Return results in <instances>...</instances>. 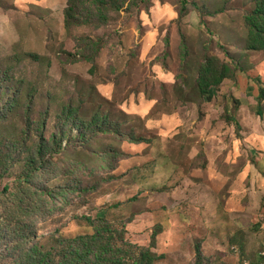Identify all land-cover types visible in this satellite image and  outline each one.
I'll return each instance as SVG.
<instances>
[{
  "label": "rangeland",
  "instance_id": "rangeland-1",
  "mask_svg": "<svg viewBox=\"0 0 264 264\" xmlns=\"http://www.w3.org/2000/svg\"><path fill=\"white\" fill-rule=\"evenodd\" d=\"M66 1L0 0V214L44 122L46 139L65 131L45 155L54 177L34 182L54 190L32 220L47 247L92 234L87 216L144 247L159 230L156 264H264V53L245 45L256 0H187L182 18V0H148L67 32ZM85 37L102 47L92 63ZM208 55L236 67L210 97L197 85ZM63 104L84 121L107 114L116 132L80 140Z\"/></svg>",
  "mask_w": 264,
  "mask_h": 264
},
{
  "label": "trees",
  "instance_id": "trees-1",
  "mask_svg": "<svg viewBox=\"0 0 264 264\" xmlns=\"http://www.w3.org/2000/svg\"><path fill=\"white\" fill-rule=\"evenodd\" d=\"M147 2L148 0H67L62 14L63 27L66 32L72 27L83 25L100 28L107 24L111 12L139 9ZM187 3V0H182L180 18L186 15ZM245 26L248 31L245 43L247 50L264 53V0H256L254 9L245 15ZM81 41L83 47L78 54L83 60L92 63L102 48L100 41L86 37ZM181 47L186 50L185 42H182ZM235 69L236 67L216 56H206L200 65L197 78L200 94L208 96L211 88H218L226 79L234 77ZM1 74H3L1 80L4 81L6 72L2 71ZM260 96L264 97V90ZM17 101H19L17 97L11 99L6 106L10 108L18 106ZM78 109L72 104H63L59 119L63 125H72L80 140L85 138L86 131H92L94 135L116 132L115 125L110 122L107 114L97 112L89 121H84L79 117ZM43 128L44 122L39 123L37 127L39 140L34 146L29 147L30 154L20 183L14 192L9 193L10 204L4 207L3 213L0 214V264H156L157 261L164 259V255L152 251L156 244L154 238L159 230L153 233L152 246H139L126 238L127 230L124 226L116 227L103 218L94 221L90 217H85L89 226L93 228L92 234L71 238L59 236L49 247L39 241L32 220L41 210L38 203L46 202V198L54 190L39 191L38 185L34 182L36 178L40 180L44 177L45 180H49L54 177L49 172L45 155L57 152L54 150V144L59 149L58 138L65 136V131L62 130L58 135L52 134L51 139H46L43 137ZM129 142L139 144L145 140L136 139L131 135ZM121 154L125 153L112 151L104 159L112 168L114 167L112 160ZM8 190L9 186H5L3 191ZM196 264H201L200 254L197 256Z\"/></svg>",
  "mask_w": 264,
  "mask_h": 264
}]
</instances>
